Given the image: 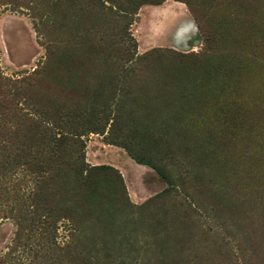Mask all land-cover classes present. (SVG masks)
Segmentation results:
<instances>
[{"label":"rangeland","instance_id":"1","mask_svg":"<svg viewBox=\"0 0 264 264\" xmlns=\"http://www.w3.org/2000/svg\"><path fill=\"white\" fill-rule=\"evenodd\" d=\"M141 1L162 0H0V76L34 77L0 96L37 121L62 114L80 129L94 112L104 125L81 137L86 162L104 168L88 185L69 145L39 187L61 209L50 223L31 218L35 176L3 172L0 150V259L13 249L45 264L36 254L60 248L61 264H264V0L133 13ZM6 122L28 136L24 119ZM124 145L174 191L162 197L167 181Z\"/></svg>","mask_w":264,"mask_h":264},{"label":"trees","instance_id":"2","mask_svg":"<svg viewBox=\"0 0 264 264\" xmlns=\"http://www.w3.org/2000/svg\"><path fill=\"white\" fill-rule=\"evenodd\" d=\"M163 1L164 0L160 2L141 1L139 4H137V7L135 6L131 8V11L134 13L141 7V5L146 3L158 5L163 3ZM103 8H107L108 10L110 9V7H107L104 4ZM124 11L125 14L122 15H124L123 17H126V14L129 13V11ZM129 39L132 40V38ZM155 50L156 49H153L152 52L149 51L145 53L144 57L154 53ZM29 80H34V77L28 75L26 78L21 77L19 79H8L0 76V87L9 86L14 89H18L21 84L26 83ZM97 97L99 98V96ZM93 108L94 107H92V109ZM46 114L47 113L45 111H42L41 113L38 112V117L43 118L44 116L46 118ZM93 115L94 112L89 116L91 121L80 123V129H78L77 123L67 124L61 118L62 114L56 115L55 119H51L53 122H50L51 120L48 121L45 119L42 121H37L32 118L31 114L26 113L22 110V108H19L17 102L11 101V99L7 98L4 94L0 96V150L3 149V162L1 164L2 170L3 172H9V170H11L12 173H15L17 172V167L22 166L28 170L29 174H33L35 176L38 190L33 194V199H39L40 197V200L37 201L36 199V207L34 211H31L32 213H30L32 214V219L39 218L41 215L43 219L42 222L50 223L52 218L57 215V213L60 214L59 211L61 209H55V207L49 203L48 199L41 200L42 194L41 188L39 187H42L43 185L45 186L47 184L50 185V183L57 177L58 173L54 175L53 171L62 163L63 159L65 158L66 146H76L77 155L75 156L74 161V172L76 179L82 183L83 186L89 184L94 173L104 169L103 167L91 166L86 162L85 143L81 139L86 130L90 133L97 132L101 128H104L102 123H96V121H94L97 119H91ZM80 116H82L81 111ZM11 118H14L16 122H20L22 119L27 122L29 127H27L25 131H27L26 134H28V138L30 137V141H27V137H24L25 139L19 138L21 136L19 131L12 130V126L14 125L8 126L6 121H11ZM98 119H102V117H98ZM16 124L20 125L21 123ZM79 136L80 138H78ZM13 137L17 138L18 141L13 142L8 146L7 141L5 140ZM124 147L126 146L124 145ZM128 151L138 162L153 166L167 181L169 188L166 190L165 194L161 195L162 197L170 193L172 190L174 191L172 188L175 185L173 179L161 167H159L157 164L143 161L131 153L129 149ZM161 196L149 200L147 203H152L155 199H159ZM23 209L24 208H22L21 211H23ZM58 250L61 249L59 248L54 251L58 252ZM54 251L50 253L45 252L42 256H38L36 254V257L42 258L45 264H61L59 263V258ZM17 261L21 262V260L15 256L14 250L11 249L3 258L0 259V264H25L23 260L21 263H17ZM29 264L35 263L33 261Z\"/></svg>","mask_w":264,"mask_h":264},{"label":"crops","instance_id":"3","mask_svg":"<svg viewBox=\"0 0 264 264\" xmlns=\"http://www.w3.org/2000/svg\"><path fill=\"white\" fill-rule=\"evenodd\" d=\"M171 6H173V5H171ZM177 43V42H176ZM175 43V41L174 40H172V39H169V40H165V42H163L162 44H165V45H169V46H171V47H177V46H179L180 45V43H178V44H176Z\"/></svg>","mask_w":264,"mask_h":264},{"label":"bare ground","instance_id":"4","mask_svg":"<svg viewBox=\"0 0 264 264\" xmlns=\"http://www.w3.org/2000/svg\"><path fill=\"white\" fill-rule=\"evenodd\" d=\"M174 6H175V5H173V7H174ZM177 6H178V5H177ZM175 7H176V6H175ZM170 8H171V7H170ZM179 8L182 9V12H186V9H185V8L180 7V6H179ZM186 13H187V12H186ZM186 13H185V15H187Z\"/></svg>","mask_w":264,"mask_h":264}]
</instances>
